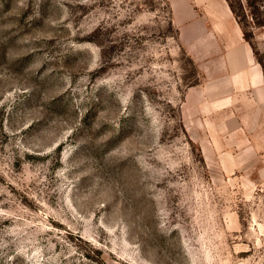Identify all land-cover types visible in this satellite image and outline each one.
Here are the masks:
<instances>
[{
	"label": "rangeland",
	"instance_id": "rangeland-1",
	"mask_svg": "<svg viewBox=\"0 0 264 264\" xmlns=\"http://www.w3.org/2000/svg\"><path fill=\"white\" fill-rule=\"evenodd\" d=\"M221 2L0 0V264H264V0Z\"/></svg>",
	"mask_w": 264,
	"mask_h": 264
},
{
	"label": "crops",
	"instance_id": "crops-1",
	"mask_svg": "<svg viewBox=\"0 0 264 264\" xmlns=\"http://www.w3.org/2000/svg\"><path fill=\"white\" fill-rule=\"evenodd\" d=\"M198 1H199V2H204V1H206V0H198ZM216 1L218 2V4L216 3ZM213 2H214L215 5H216V8H215L216 14H215V15H219L220 12H223V9H222L223 4H222L221 0H213ZM221 14H222V13H221ZM230 28H231V30H232V36H233V35L235 36L236 33H235V31L233 30L232 26H231ZM228 42H229L228 46H230V49L236 47V48L233 50V55L236 56L237 53H240V54H242L243 59H244V58H246V59L249 58V50H248V46H246L245 43L239 41V40L236 39L235 37H234L232 40L228 41ZM228 42H227V43H228ZM235 100H236V99H235Z\"/></svg>",
	"mask_w": 264,
	"mask_h": 264
},
{
	"label": "trees",
	"instance_id": "trees-1",
	"mask_svg": "<svg viewBox=\"0 0 264 264\" xmlns=\"http://www.w3.org/2000/svg\"><path fill=\"white\" fill-rule=\"evenodd\" d=\"M229 6H230V8L232 7V5L229 3Z\"/></svg>",
	"mask_w": 264,
	"mask_h": 264
}]
</instances>
